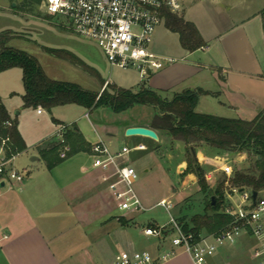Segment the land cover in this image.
Wrapping results in <instances>:
<instances>
[{"label":"crops","instance_id":"obj_1","mask_svg":"<svg viewBox=\"0 0 264 264\" xmlns=\"http://www.w3.org/2000/svg\"><path fill=\"white\" fill-rule=\"evenodd\" d=\"M180 2L182 12L178 16L196 27L205 46L195 52H188L182 46L176 53L173 51L178 56L173 57L176 62L168 63L161 71L154 73L146 82V87L169 101L176 95L200 90L205 94L199 97L196 113L253 121L264 112V0ZM165 24L166 18L160 26L166 27ZM166 32L170 33L168 29ZM151 50L170 58L164 49L157 47L156 38H153ZM17 70L0 74V105L7 109L12 120L18 119V131L27 149L16 156L14 164L16 168L18 159L25 157L27 160L22 161V172L27 177L23 186L14 190L5 188L0 198V264H113L121 252L138 251L130 244L120 253H115L116 238L119 233L127 232L130 218L112 214L110 200L116 203L117 209L118 202L108 184L103 182V171L93 166V151L79 153L52 170L48 169L40 153L50 143L58 142L61 126L75 127L92 146L102 141L111 149V153L121 152L114 149L113 140L104 141L89 123L98 138L93 139L84 120H89L97 111L112 110H75L78 106L69 105L51 112L39 107L43 110L39 114V108L25 109L22 100L25 95L23 72ZM100 78L98 86L90 92L101 94L108 84H112L138 93L143 86L139 75L138 78L118 82L105 81L101 75ZM141 108L152 112L150 119L131 118L128 115L117 124L106 126V130L110 127L111 131L116 132L118 140L124 144L123 148L127 144L134 146L132 151L139 153L141 159L150 156L147 153L149 148H153L160 157L167 153L177 154V158H182L178 164V174L184 179L186 145L174 140L167 131L153 128V120L160 114L156 108L139 105L129 111ZM135 126L153 130L159 140L126 136V131ZM194 146L207 182L223 173L224 165H229L228 152L219 151L204 142L195 143ZM140 147L145 149L136 150ZM188 178L198 183L195 175ZM121 223L124 226L121 227ZM245 241L234 247L222 246L211 261L235 264L234 253ZM161 249L162 244L154 256H161ZM159 264L193 262L188 255L180 254Z\"/></svg>","mask_w":264,"mask_h":264},{"label":"built area","instance_id":"obj_2","mask_svg":"<svg viewBox=\"0 0 264 264\" xmlns=\"http://www.w3.org/2000/svg\"><path fill=\"white\" fill-rule=\"evenodd\" d=\"M48 16L66 22L75 35L90 39L102 49L112 68L124 71L135 70L142 84L161 71L166 64L176 60L166 58L151 50L157 28L165 21V13L180 15V0H42ZM38 113H43L38 109ZM11 126V123H7ZM66 126L59 128V142L65 144L63 135ZM9 140L0 138V198L5 188L14 190L23 186L26 173L18 171L14 162L17 155L8 156L6 146ZM144 147L136 150H144ZM94 168L103 171V182L118 202L122 213L145 212L146 208L135 190L138 174L130 165L121 160L132 150L125 147L113 154L99 141L93 145ZM70 148L64 146L60 158L66 160ZM229 177L226 186L228 199L240 197V203L223 208L226 215L233 218L232 224L216 235L202 233L196 236L185 233L183 227L172 220L170 230L150 226L144 235L160 240L162 255L154 256L148 251L121 252L113 264H159L177 257L188 255L193 264H214L211 260L223 245L236 246L241 237L250 240L253 246V259L264 264V200L258 196L253 200V192L232 187L229 180L233 171L229 165L222 167ZM4 184L3 187L1 185ZM158 206L168 212L173 205L162 200ZM168 241L166 247L165 242Z\"/></svg>","mask_w":264,"mask_h":264},{"label":"trees","instance_id":"obj_3","mask_svg":"<svg viewBox=\"0 0 264 264\" xmlns=\"http://www.w3.org/2000/svg\"><path fill=\"white\" fill-rule=\"evenodd\" d=\"M262 16L264 23V12ZM165 18L166 28L179 36L183 49L195 52L205 46L204 40L192 23L169 12L165 13ZM17 38H21V36L12 32L0 35V74L12 69L22 70L25 88L22 100L25 109L41 107L51 112L58 107L74 105L85 110L107 108L120 114L139 105L154 107L160 114L154 118L153 128L167 131L174 140L186 145L187 168L183 177L195 175L202 193L206 194L209 191V186L206 174L197 159L194 146L195 143L200 142L219 151L253 156V170L236 172L229 182L232 187L256 192L258 196L264 192V112L260 113L253 121L231 120L198 114L196 108L199 97L205 94L200 90L176 95L171 101L163 99L157 92L147 88L146 84H143L138 93L110 84L101 94L86 91L78 85L50 79L38 60L25 52L8 48V43ZM44 51L51 56L79 66L101 80L98 72L89 68L72 53L48 48H44ZM7 123H11V126H7ZM0 138L9 140L6 146L9 157L19 155L27 149L18 131V119L12 120L3 105H0ZM63 139L64 145L58 140V142L50 143L46 149L40 150L49 170L79 153L92 151L93 146L86 142L75 127H67ZM64 146L70 148L66 160L60 158ZM225 184L226 181L220 183L212 197V199H216L215 205L211 199L203 215L193 217L190 224L182 226L185 233H193L196 236L202 233L216 235L232 224L233 218L223 211Z\"/></svg>","mask_w":264,"mask_h":264},{"label":"rangeland","instance_id":"obj_4","mask_svg":"<svg viewBox=\"0 0 264 264\" xmlns=\"http://www.w3.org/2000/svg\"><path fill=\"white\" fill-rule=\"evenodd\" d=\"M166 29L164 25L160 26L154 38H156L157 47L164 49L167 56L175 59L178 57L175 54L176 51L181 50L180 39L177 34L167 33ZM6 32L21 36V38L10 41L7 47L25 52L38 60L47 76L54 81L75 84L88 91H92L100 83L98 78L79 66L47 54L44 48L72 53L89 68L96 70L105 81L118 82L121 79L138 78V73L135 70L124 71L119 68H112L97 43L75 35L63 20L48 16L42 0H0V35ZM17 72L22 73L20 69ZM105 81L104 83H106ZM104 83L103 86H105ZM74 109L82 110L80 107ZM122 114L117 115L110 110L97 111L90 116L89 120H84L90 128L93 139L97 140L98 138L90 124L94 126L104 141L113 140L114 149L121 151L124 144L118 140L116 132L111 131L110 127L106 130L105 127L117 124L119 120L128 115L131 118L140 117L148 120L151 118L152 112L149 109L141 108L136 111H127L125 113L127 115ZM125 146L130 150L134 147L130 144ZM109 150L111 149L109 148ZM147 153L150 156L141 159L139 153L132 151L121 160L124 165L133 167L138 174L139 179L135 190L146 211L122 213L116 208V203L112 199L110 200L114 216H128L130 218V223L127 221L129 223L127 232L119 233L116 238L115 253H120L127 245L132 244L138 251H148L153 255L158 254V247L164 243L156 238L145 236L143 231L150 226L170 230L172 220L181 226L190 223L193 217L205 213L206 206L214 197L219 184L225 181L227 183L229 179L224 173H220L218 177H214L212 181L208 182L209 191L204 194L201 192L198 183L195 184L188 178L189 175L182 179L178 174V164L182 158H177V154L167 153L160 157L153 148H149ZM226 156L229 158V166L233 174L252 171L254 168L253 156L248 157L242 153H229ZM26 160L25 157L18 159L16 169L22 171L24 168L22 161L26 162ZM223 193L224 207L230 203L231 206L240 203V197L228 199L225 185ZM259 197L264 200V192ZM162 200L170 202L173 209L168 212L165 208L158 206ZM122 226H124L123 223H121ZM243 240L246 241L242 247L234 253L235 264H259L253 259V246L250 240L242 236L240 242ZM165 245L168 246V241L165 242ZM223 246L228 247V245ZM213 263L220 264L216 261Z\"/></svg>","mask_w":264,"mask_h":264},{"label":"water","instance_id":"obj_5","mask_svg":"<svg viewBox=\"0 0 264 264\" xmlns=\"http://www.w3.org/2000/svg\"><path fill=\"white\" fill-rule=\"evenodd\" d=\"M126 136H128V137H130V136H142V137L152 139L154 141L159 140L158 135L153 130L148 129V128H143V127H136V126L128 129L126 131ZM3 186H4V184L1 185V187H3ZM257 198H258V194L256 192H254L253 193V200L256 201ZM212 201H213V205H215L216 199L213 198Z\"/></svg>","mask_w":264,"mask_h":264}]
</instances>
